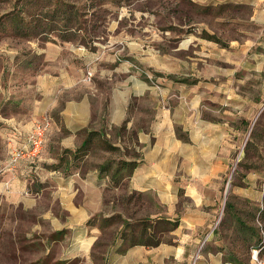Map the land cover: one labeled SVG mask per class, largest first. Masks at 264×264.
Masks as SVG:
<instances>
[{
  "label": "rangeland",
  "instance_id": "1",
  "mask_svg": "<svg viewBox=\"0 0 264 264\" xmlns=\"http://www.w3.org/2000/svg\"><path fill=\"white\" fill-rule=\"evenodd\" d=\"M53 1L47 6L49 0H38L36 7L27 8L29 15H22L25 21L41 11L40 25L17 35L10 15L16 11L15 0H0V49L12 52L9 68L12 75L16 72L14 80L23 68H39V60L34 59L36 46L71 44L90 52H115L118 61L148 72L155 88V101L130 102L128 117L148 120L152 108L165 107L176 132L187 116L201 126L203 136L212 135L213 129L219 133L216 141L204 138L194 150L197 165L193 161L180 164L172 173L175 190L170 197L157 194L155 189H161L157 183L149 190H133L129 177L108 185L103 208L92 216L96 215L93 224H87L92 231L86 236L63 229L49 232L44 209L50 198H43L37 211L25 213L17 222L16 230L22 231L11 238L13 243L9 245L8 238L1 236L0 261L249 264V249L245 252L244 248L242 254L238 245L242 232L236 216L244 215L232 207L244 204L239 194L246 175H264V21L256 14L260 0H62L70 10L67 23L62 12L52 17ZM124 126L110 131L107 139L119 137L122 148L105 150L104 142L95 139L89 151L79 154L88 155L83 167L108 161L114 167L121 158L138 155L122 143L134 137V131ZM211 174L219 179L205 180ZM258 215L263 220L264 210ZM36 219L41 221L35 223ZM164 219L177 226L169 231L172 225ZM256 219L257 212L251 210L249 233L259 237ZM2 220L0 212V226ZM12 225L11 220V230ZM145 225L147 230L142 232ZM148 240H159L161 245L158 249L128 247L131 241ZM67 253L78 255L65 258Z\"/></svg>",
  "mask_w": 264,
  "mask_h": 264
},
{
  "label": "crops",
  "instance_id": "2",
  "mask_svg": "<svg viewBox=\"0 0 264 264\" xmlns=\"http://www.w3.org/2000/svg\"><path fill=\"white\" fill-rule=\"evenodd\" d=\"M258 5L257 17L264 21V0ZM34 59L39 60V68H23L14 80L16 72L12 75L9 68L12 52L8 48L0 49V212L3 214L0 244L1 236L8 238L9 245L13 243L11 238L22 231L16 230L17 222L25 213L37 211L42 199L48 197L50 202L44 212L49 215L46 225L49 232L63 229L70 233L83 232L86 236L92 231L87 221L101 212L109 177L99 172L98 165L83 167L88 161L87 154L76 159L73 156L90 133L99 134L93 135V141L99 137L109 139L110 131L121 125L134 131L131 142L122 141L126 148L138 153V163L127 181L138 191L153 188V183L161 184L158 186L161 189H155L161 197L174 193L172 173L180 164L190 165V161L196 164L194 150L200 148L201 141L204 138L216 141L218 130L213 129L212 135L205 131V137L201 126L187 116L176 132L165 107H157L155 111L151 106L148 120L128 117L130 102H154L156 93L149 73L118 61L115 52H90L83 46L48 44L36 46ZM39 119L49 120L39 160L23 158L7 169L12 150L26 146L27 135ZM110 142L122 148L119 137ZM218 177L211 174L205 180L217 181ZM244 182L246 185L239 194L244 204L234 206V211L244 215L240 218L244 225L238 245L242 254L244 248L245 252L249 249L250 258V211L258 214L264 210V175L250 172ZM11 220L15 227L12 230ZM40 221L36 219L35 223ZM160 245L147 248L158 249ZM77 255L67 253L64 257ZM0 264L10 263L0 261Z\"/></svg>",
  "mask_w": 264,
  "mask_h": 264
},
{
  "label": "trees",
  "instance_id": "3",
  "mask_svg": "<svg viewBox=\"0 0 264 264\" xmlns=\"http://www.w3.org/2000/svg\"><path fill=\"white\" fill-rule=\"evenodd\" d=\"M111 1H115V0H111ZM51 2H52V0H49V4L47 6H50ZM53 3L55 5V8L52 11V17H54L57 14V12H62L63 13V17H64L63 19H66L68 17L67 14L70 12L68 4L65 3V2H62V0H54ZM37 5H38V0H15L16 11L14 10V11L10 12V15L15 20V23H16L15 31H17L16 32L17 35L18 34L23 35L25 30H22V29H24V28L29 29L31 27V28L35 29L37 26L40 25V16L38 14L41 11L40 12H36L35 14H33L32 20H30V21H25V19L22 16V15H26L25 13H27V15H29L28 12H27V8L36 7ZM23 9H24V12H22ZM48 20L51 21L52 19H48ZM69 21L70 20L66 19V23L69 22ZM35 33H37V32H35ZM207 35H210V34H207ZM206 37H211L215 41H219L215 36H206ZM93 135H99V134L98 133H92V134L90 133L88 135V137L85 138L83 143L78 148H76V150H74L73 156H74L75 159L80 157L79 156L80 153H82V152L86 153L87 151H89V149H88L89 146H91L93 144V141H95V140L92 141ZM97 139L102 140V142H104V144H105V148L104 149L105 150L111 151V150H116V149L119 148V147L113 145L109 140H107L106 137H103V138L99 137ZM64 151L70 152V150H64ZM137 158H138V155L132 156L129 159L121 158V160L116 162L114 167H112V164L110 163V161L104 162L102 164H99L97 167H98L100 173H102V174L105 173L109 177L108 185L111 186L112 184H116V183L118 184L122 180H126L128 177H130L132 175V172H133L134 168L136 167V165L138 163L137 160H136ZM126 171H128V172H126ZM232 210L234 211V206H233ZM260 212L261 211H259L258 214H260ZM258 214H257L256 222H257V225L259 227L260 235L258 237L256 232L253 233V235H252V233H249V236L251 238V248H250V250L252 248L258 246V244L261 242V239H262V234H261L262 226H260L259 223L263 222L264 217H263V220L260 221ZM95 217H96V215L94 217H91L88 220L87 224L88 225H92L93 221L95 220ZM236 218H237V221L241 225V228H242L243 225H244L243 222L240 220V218L238 216H236ZM104 219H106V218H104ZM160 221H161L160 219L156 220L157 223H160ZM163 221H164V223H168V224L172 225V227L170 229H168L169 231H172L177 226L176 222H172L169 219H164ZM249 227L250 226H248V232H249ZM146 230H147V226L145 225L142 228V232H146ZM60 232H62V230L58 231V233H60ZM253 236H256V238L253 237ZM252 238H253V240H252ZM121 239L125 240V236H122ZM160 242L161 241H159V240H157V241H149L148 240V242L131 241L129 243L128 247L136 246V245L154 247V246L159 245ZM120 252L123 253L124 251H120Z\"/></svg>",
  "mask_w": 264,
  "mask_h": 264
},
{
  "label": "built area",
  "instance_id": "4",
  "mask_svg": "<svg viewBox=\"0 0 264 264\" xmlns=\"http://www.w3.org/2000/svg\"><path fill=\"white\" fill-rule=\"evenodd\" d=\"M48 130V119H44L39 123H35L31 132L27 135L26 146L16 147L12 150L8 164H6V168H13L16 163L23 158H37L40 155V152L42 151ZM259 224L260 226H262V239L258 246L250 250L249 264H264V220L262 223Z\"/></svg>",
  "mask_w": 264,
  "mask_h": 264
},
{
  "label": "bare ground",
  "instance_id": "5",
  "mask_svg": "<svg viewBox=\"0 0 264 264\" xmlns=\"http://www.w3.org/2000/svg\"><path fill=\"white\" fill-rule=\"evenodd\" d=\"M208 236H209V235H208ZM208 236H207V237H208Z\"/></svg>",
  "mask_w": 264,
  "mask_h": 264
}]
</instances>
